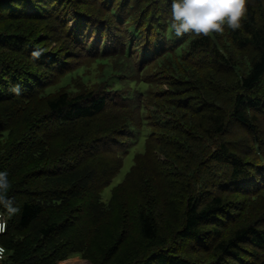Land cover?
Here are the masks:
<instances>
[{
	"label": "trees",
	"instance_id": "trees-1",
	"mask_svg": "<svg viewBox=\"0 0 264 264\" xmlns=\"http://www.w3.org/2000/svg\"><path fill=\"white\" fill-rule=\"evenodd\" d=\"M10 8L25 33L0 37V107L8 104L6 119L25 122L0 123V156L11 143L27 144L18 160L17 152L9 156L13 165L9 158L0 165L11 172L26 162V180L52 190L16 189L24 199L13 220L5 212L16 195L0 202L8 223L3 264L21 255L50 264L72 254H40L49 238L62 240L59 222L41 216L81 191L79 214L91 222L139 200L141 243L127 264H264V0H5L1 16ZM43 32L54 35L49 52L31 44ZM67 74L66 83L53 84ZM63 130L60 153L39 158ZM140 140L143 151L102 202L100 192ZM161 210L169 212L165 225ZM38 221L41 246L19 248L9 223L24 231Z\"/></svg>",
	"mask_w": 264,
	"mask_h": 264
},
{
	"label": "rangeland",
	"instance_id": "rangeland-1",
	"mask_svg": "<svg viewBox=\"0 0 264 264\" xmlns=\"http://www.w3.org/2000/svg\"><path fill=\"white\" fill-rule=\"evenodd\" d=\"M3 1L5 0H0V5L3 4ZM11 1H15V0H11ZM9 11L12 13L15 12V16L20 15V12L17 9L12 10L10 8L9 10L5 11L3 16H1L2 14L0 11V20L2 21L0 22V37L1 38L3 36L7 37L13 31H17L19 33H25V30H21L22 28H20L21 27L20 20L15 18V16H11V14H8ZM3 18H6V19L11 18L16 23L14 24L13 22L12 24H7L2 20ZM7 28H11L12 30H6ZM11 34H15V33H11ZM51 34L49 32L48 33L43 32L42 33L43 37L41 36L40 38L36 40L30 38L32 41L34 40V42H32L31 44L41 45L43 51L49 52L54 47L53 42H51L50 39L47 38ZM51 36H54V35L52 34ZM56 37L58 38V35H56ZM10 38H12V36H10ZM9 44L12 45L13 41L9 42ZM60 46H63V44H60ZM18 57L20 56H17V58ZM70 76H71L70 74L60 76L58 77L57 81L53 84L55 86L64 84L69 80ZM35 102H37V100H35L32 103H29L28 105H26V107L33 110L34 106L36 105V104H33ZM7 105L8 104H5L0 107V123L5 124V126L7 124L9 125L11 124L13 126L16 125V127L18 128L19 125L25 122V120L22 121L21 123H17V122L13 123V119L10 114L8 118L6 119L4 115L8 113V111L5 110V107ZM10 105H12V103ZM11 110L12 109H10V111ZM2 112L4 113L3 115L1 114ZM43 125H44L43 123H38L32 126L35 127L36 132H39L41 130V127H43ZM89 126L90 125H87L85 128H88ZM53 127L54 126H52V128ZM49 129L51 128H46V130H49ZM54 133H52V135L45 134L43 136V139L50 140ZM64 133H65V130H63V132H59V135L61 134L60 138L57 136L56 138L58 139H56L53 142H48V146L46 150L43 151L42 149H40V152L42 154L40 153L39 158L40 156H46V154L56 152L59 149V147L63 144V141L65 140V138H63ZM35 135L37 136L36 139L39 140L40 139L39 135L37 134ZM236 136L241 138V135L239 134ZM27 141H30V140H27ZM35 143H33L32 147L37 146V144ZM11 144L12 146L10 149H8L7 146L5 147L3 155L0 156V163L3 161V159L9 158L7 161H9V164L13 165L16 158L9 157V156L17 152L18 155L16 156L18 160V158H20V156H22L24 153L23 152L24 150L21 149V147L26 145L27 143L25 144L23 143L24 145L22 144L21 146H16V144L14 143H11ZM141 144H142V140H140L139 144H133V146H131L128 149L127 154H125L123 158L122 166L120 170L118 171L116 176L110 180L109 184L99 194L100 200L102 202L104 203L110 202L111 190L114 186H116L118 183H121L123 181L125 177V173L128 171L129 167L132 164V156L134 152L136 150L143 151V145ZM59 153L56 158L60 157ZM96 159L97 158H92L93 161ZM28 160L33 161V159H28ZM100 162L106 163L107 160L101 159ZM30 166L31 165L26 162H18L19 169L18 170L15 169L14 171L10 172L5 166H3L2 164L0 165V202L3 201L2 199H4L8 194L16 195L14 196V200L17 202L16 205L12 204L13 207L11 206V210L9 209V212L8 211L5 212V210H2L6 213L9 219L11 218L12 220L15 219L14 217L17 216L20 201L24 199V196H19V201H18V198H17L18 192L16 191V189H20L21 187L22 189L24 187L33 188L36 185H39V186L41 185L42 187L40 188L41 190L46 189L47 191H49V188L51 187L50 186L51 184L44 185L41 183L40 184L35 183L36 185H34L32 182L26 180V174L27 173L30 174L32 171L30 170L31 168ZM105 167L106 166H102L100 170L104 169ZM106 174H108V168L106 170ZM6 179H7V184L5 185L4 181ZM10 180L15 182L16 186H14V190H10V187H9ZM145 187H147L148 189L154 188V186L151 183H146ZM50 190H52V188H50ZM88 190H89L88 192H84L83 194L90 196L92 192L94 191L93 188L88 189ZM81 193L82 191L80 193L75 194L73 198H69L57 209H53L52 207L44 208L45 212L42 213L41 218H44L43 221H47V222L49 221L51 222L54 220H57L59 222L58 231L59 232L61 231L59 235H61L62 237V240H61L62 242L60 241L59 243H57V241H55L56 237H53V239H55L54 241L50 240L52 239V237L49 238L48 241H49V246L51 248H46L45 250H41L40 254L42 256L48 255L50 252L53 251V248L56 250L57 257L63 254H68L69 251H72V254L63 255V257L61 258H56L50 264H117V263L127 264L128 261L126 260V256L128 252L138 249L141 243V240L138 236L139 227H138L137 218H136V215L139 210L138 209L139 200L134 201L132 207L126 208L125 212L121 215L119 214L117 217L116 215L111 214L107 218H103V215H102L99 218H97L98 220L91 222L93 221L94 217L93 218L91 216L85 217L84 215L79 214L80 213L79 209L81 210V208L85 204L84 197H82ZM205 195H206V192L204 196ZM153 197L154 199L156 198L154 194H153ZM131 202H133L132 198H131ZM155 206L157 207L158 205L156 204ZM69 211H72L71 214L67 215V216H71L69 217V220L71 221H68V222L67 220L63 221V218L66 216V213ZM168 215H169V212L165 215V212L161 210L159 218L160 219L163 218V220H161L163 225H165L166 223L170 221V218ZM174 222L175 221H173L172 224H174ZM42 223H43L42 221H38L32 224L30 227H28L27 230H24V231H20L16 229L12 230L13 222L9 223V227L11 229L10 236L12 237L13 241H15L16 244L21 249H24L25 246L29 247V249H32V247H40L43 241L41 238L38 237V228L40 227L39 225ZM92 225H94L95 227H98V230H96L95 233H92L90 231V228L92 227ZM168 225H171V224H168ZM182 245L183 244H181V246ZM30 261H33V260L30 258L29 255L26 257L21 255L19 257V260L17 259V262H14L13 260V264H31Z\"/></svg>",
	"mask_w": 264,
	"mask_h": 264
},
{
	"label": "built area",
	"instance_id": "built-area-1",
	"mask_svg": "<svg viewBox=\"0 0 264 264\" xmlns=\"http://www.w3.org/2000/svg\"><path fill=\"white\" fill-rule=\"evenodd\" d=\"M7 218L4 215V213H2L0 211V240L5 236L6 232H7ZM6 258V249L5 247L1 244L0 242V264H3V261Z\"/></svg>",
	"mask_w": 264,
	"mask_h": 264
}]
</instances>
